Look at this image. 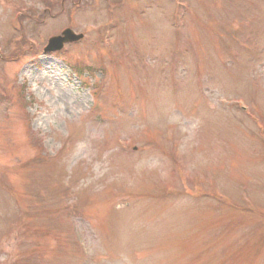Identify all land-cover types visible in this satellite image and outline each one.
Instances as JSON below:
<instances>
[{"label": "rangeland", "instance_id": "374dc122", "mask_svg": "<svg viewBox=\"0 0 264 264\" xmlns=\"http://www.w3.org/2000/svg\"><path fill=\"white\" fill-rule=\"evenodd\" d=\"M0 264H264V0H0Z\"/></svg>", "mask_w": 264, "mask_h": 264}, {"label": "water", "instance_id": "95a60500", "mask_svg": "<svg viewBox=\"0 0 264 264\" xmlns=\"http://www.w3.org/2000/svg\"><path fill=\"white\" fill-rule=\"evenodd\" d=\"M82 39L83 35H76L73 31L68 29L63 32L62 36L51 39L45 52L60 51L66 43L78 42Z\"/></svg>", "mask_w": 264, "mask_h": 264}]
</instances>
